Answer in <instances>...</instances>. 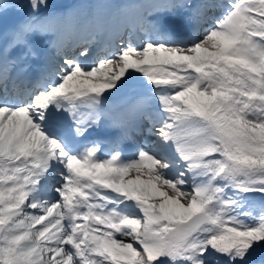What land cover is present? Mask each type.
<instances>
[{
	"label": "snow or ice",
	"instance_id": "snow-or-ice-1",
	"mask_svg": "<svg viewBox=\"0 0 264 264\" xmlns=\"http://www.w3.org/2000/svg\"><path fill=\"white\" fill-rule=\"evenodd\" d=\"M0 264H264V0H0Z\"/></svg>",
	"mask_w": 264,
	"mask_h": 264
},
{
	"label": "bare ground",
	"instance_id": "bare-ground-1",
	"mask_svg": "<svg viewBox=\"0 0 264 264\" xmlns=\"http://www.w3.org/2000/svg\"><path fill=\"white\" fill-rule=\"evenodd\" d=\"M10 19L13 18V17H9Z\"/></svg>",
	"mask_w": 264,
	"mask_h": 264
},
{
	"label": "rangeland",
	"instance_id": "rangeland-1",
	"mask_svg": "<svg viewBox=\"0 0 264 264\" xmlns=\"http://www.w3.org/2000/svg\"><path fill=\"white\" fill-rule=\"evenodd\" d=\"M62 2V1H61Z\"/></svg>",
	"mask_w": 264,
	"mask_h": 264
}]
</instances>
